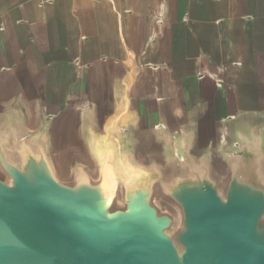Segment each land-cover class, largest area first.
Masks as SVG:
<instances>
[{
	"label": "water",
	"instance_id": "obj_1",
	"mask_svg": "<svg viewBox=\"0 0 264 264\" xmlns=\"http://www.w3.org/2000/svg\"><path fill=\"white\" fill-rule=\"evenodd\" d=\"M262 106L148 127L86 109L60 147L65 108L0 102V264H264Z\"/></svg>",
	"mask_w": 264,
	"mask_h": 264
},
{
	"label": "crops",
	"instance_id": "obj_2",
	"mask_svg": "<svg viewBox=\"0 0 264 264\" xmlns=\"http://www.w3.org/2000/svg\"><path fill=\"white\" fill-rule=\"evenodd\" d=\"M13 99L65 108L60 147L86 109L148 127L262 106L264 0H0V102Z\"/></svg>",
	"mask_w": 264,
	"mask_h": 264
},
{
	"label": "rangeland",
	"instance_id": "obj_3",
	"mask_svg": "<svg viewBox=\"0 0 264 264\" xmlns=\"http://www.w3.org/2000/svg\"><path fill=\"white\" fill-rule=\"evenodd\" d=\"M0 176H2V173H1V171H0Z\"/></svg>",
	"mask_w": 264,
	"mask_h": 264
}]
</instances>
